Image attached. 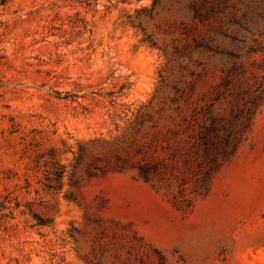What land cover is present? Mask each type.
Returning <instances> with one entry per match:
<instances>
[{"label":"rangeland","instance_id":"obj_1","mask_svg":"<svg viewBox=\"0 0 264 264\" xmlns=\"http://www.w3.org/2000/svg\"><path fill=\"white\" fill-rule=\"evenodd\" d=\"M0 264H264V0H0Z\"/></svg>","mask_w":264,"mask_h":264},{"label":"trees","instance_id":"obj_2","mask_svg":"<svg viewBox=\"0 0 264 264\" xmlns=\"http://www.w3.org/2000/svg\"><path fill=\"white\" fill-rule=\"evenodd\" d=\"M3 2H5V0H3Z\"/></svg>","mask_w":264,"mask_h":264}]
</instances>
